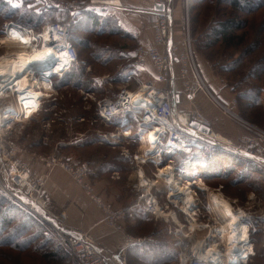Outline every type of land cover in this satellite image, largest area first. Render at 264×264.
Instances as JSON below:
<instances>
[{
	"label": "built area",
	"instance_id": "1",
	"mask_svg": "<svg viewBox=\"0 0 264 264\" xmlns=\"http://www.w3.org/2000/svg\"><path fill=\"white\" fill-rule=\"evenodd\" d=\"M48 1L58 10L67 13H72L85 5L98 3V0H90L89 2L84 0ZM189 1L186 0L187 4ZM154 2L164 6L163 10L154 9L150 11L154 21L155 43L154 45L141 44L137 48L133 66L135 69H143L150 63L154 68L157 83L142 82L137 73L133 71L128 74L123 87L115 97L93 98L96 105L95 116L98 122L111 126L118 119H121V123L115 125L114 131L101 132L98 136L101 142H107L110 145L120 144V142H128V144L136 142L142 145L146 138L154 137L149 140L152 141L150 143L151 149L147 151L146 158L141 157L143 156L142 153L131 154L127 147H124L122 152L123 156L131 159L136 166L137 185L135 184L133 187L138 194L136 206L143 203L144 213L155 220L161 218L157 215L156 205L168 211V218L163 219L168 224L170 223L167 230L169 241L177 242L174 245L178 249V255L174 264H223L222 259L225 256L222 252L217 255V261L213 263L211 258L202 257L198 252L200 249L193 244L199 233L206 232L202 241L209 245L214 240L223 250L221 236L219 237V233L215 229H213L212 235L208 234L210 233L209 228L208 230L199 229V231L190 234L184 233L190 220H196L201 224L205 223L208 227L211 225L210 222L217 225L214 213L218 215V212L210 201L208 191L212 190L215 193L224 194L223 186L211 188L207 185L206 180L199 175L201 174L199 171L201 166L194 162L193 157L196 153L205 152L204 149L221 150L229 156L255 163L264 168V130L253 124H248L235 113L236 99L226 106L216 102L200 76L190 39L184 40V50L174 41L173 0H154ZM70 27V20L49 21L39 29L30 28L14 21H6L1 28L0 60L6 57L18 58L15 53L18 48L9 45L14 41L20 45L19 47H27L28 50H31L32 47L51 46L57 54L47 64L49 67H44L50 69V74H45L43 78L51 85L53 76L63 77L75 64L80 62L78 50L70 39ZM13 29L19 31L24 38L29 37L30 39L25 42L22 37L13 33ZM45 34L47 37H44ZM59 55H64L63 59L59 58ZM64 62L66 65H64L63 72L57 74L54 69ZM108 78V76H104L100 82L103 83ZM93 86L96 87V84ZM200 93H204L215 102L224 114L239 122L246 134L237 141L226 138L222 140L215 137L214 135L217 134L213 131L211 122L200 111L184 109V105L194 103ZM46 94L45 92L44 97L36 99L35 112L29 114L24 98H19V96L15 98L10 84L0 86V192L53 228L67 247L72 264H115L100 253L89 236L86 234L75 235L64 230L62 228L65 221L64 215L57 217V222L61 226L44 216L41 211L43 208L42 184L31 179L27 166L16 157L23 149L13 140V125L30 121L35 115H38L44 107ZM87 95L92 98L94 91L87 93ZM82 119L84 120L83 117L79 118V120ZM192 122L208 127L210 131L204 132L199 127L196 128ZM206 146L209 147L206 148ZM164 159H167V163L162 168H169L170 174L167 177L172 178L171 180L167 177L163 180L158 176L161 171L158 166L160 167ZM45 160L50 167H62L103 214L107 226L122 235V247L120 248L122 257L119 264H127V250L135 245L143 244L151 237H135L126 231L123 224L126 216L125 209L114 206L95 193L93 185L89 182L91 171L89 162L74 163L68 160H56L55 158L43 159V161ZM149 164L157 170L153 172V178L152 176L147 177L144 170V167ZM141 170L149 182L153 181V188L149 192L145 191L140 182L139 172ZM184 183L190 185L186 186ZM203 184L207 185L209 190L206 188L204 190ZM160 185L164 187V193L162 192L163 188L160 189ZM177 185L182 188L184 186L191 187L190 189L186 188L185 191L189 190L194 197V206H191L193 216L183 209L186 194L179 191ZM203 197L207 201H203ZM227 199L234 206V209L239 211L234 200ZM249 199L251 200L253 197H249ZM162 200H164V204H161ZM244 211L242 221L248 226L249 239L243 245L242 243L239 244L242 245L243 251L248 255L243 258L244 255L237 253L239 264H249L252 257L256 256L255 242L252 237L258 230V222H261V230L264 234V209L260 214L246 209ZM171 213L177 215V218L184 225L183 228L178 226ZM189 229L190 227H188ZM192 234L194 236H191Z\"/></svg>",
	"mask_w": 264,
	"mask_h": 264
},
{
	"label": "rangeland",
	"instance_id": "2",
	"mask_svg": "<svg viewBox=\"0 0 264 264\" xmlns=\"http://www.w3.org/2000/svg\"><path fill=\"white\" fill-rule=\"evenodd\" d=\"M185 1L186 0H184V2ZM8 2L16 8H25V10L29 13L33 12L32 10H34V6H36L37 4V0H27V2L24 0H8ZM201 2V0H190L188 3L189 5L187 4V2L184 3V28L182 41L184 42L186 38L190 39L194 59L197 60L198 64L201 63L202 69L205 70V80L208 79L209 81H211V77H213L217 78V80L219 79L225 81L223 83L225 84V86L233 85L231 81L236 79L234 73L227 74L224 68L226 66H230V60H235L246 45L248 46L259 38L258 35L260 34V30L264 26V6L259 12L257 11L254 14L246 15L244 13L237 12V10L231 7L229 5L230 0H204V3ZM50 19V17L45 16L43 20L49 21ZM230 19L244 22L247 21V24L249 26L245 30L234 32L235 36L245 35V43L242 46L236 45L229 48L228 50L225 47V44H221V42H218L217 45L212 48L207 47V45L205 44L206 42H214V40L217 39H214L211 36V30L214 29L215 26H217L218 22L227 21ZM12 21L17 22V20L14 18ZM4 22L6 21L0 19V37L2 35L1 28ZM76 34H78L82 38H92L93 40L104 44L107 43L111 45H120L124 42L122 41L123 39L113 36H104L102 38H97L94 35H92L91 37L90 35L84 33L80 34V32H77ZM183 42L181 46L184 50ZM260 50L261 51H257L256 53L250 55V57H247L245 59L243 64L244 67H250L252 62L258 59L259 56H261L262 51H264V47ZM78 51L79 57L80 55L82 57V61H85L86 63H88V61H91L90 50L85 48H78ZM119 63V61H112L110 65L106 67L98 65L97 63H95V61L92 62L91 65L87 64L91 69H84V73L80 75V78L82 80L81 82H83V84L77 87H72L68 84L65 85L64 80L66 79V77L64 76H53L51 78L50 85V89L51 86L52 89H46L45 91L48 97H46L44 100L45 104L43 109L30 121H25L23 124L20 123L18 125H13V140L23 149V151L19 152L16 157L27 166V169L30 172L31 179L36 183H41L44 191V188H46V177L59 170L65 178H67L74 184L77 192L83 195L92 204L94 210L99 214H101V212L98 210L96 205L86 196L85 191L73 181L72 177L62 167H50L47 164V160L43 161V159L49 160L55 158L56 160H68L74 163L83 161L89 162L92 165L90 166L93 169V174L92 177L90 175L89 182L93 185L95 193L98 195H100L99 189L102 176H108L103 171V167L106 165H110V163L116 164V166L120 165V168L123 169V171H121L122 179L120 181V184L122 186L125 185L127 181V179L123 177V175L125 176V173L127 172V170H125V167L127 163L132 162L130 159H126L123 156L122 152L124 150V147H127L131 154H141L143 144L140 145V143L136 142H132L130 144H128V142H120V144L110 145L107 142H100V137L98 136V134L106 131H114L115 125H117V123L114 122L111 126H106L101 122H98L95 116L96 105L93 99L102 98L104 95H116L122 87L114 85L111 88L107 85H100V87L99 85H97L100 88H98L100 91L97 92V89L94 92V96H92V98L87 95V93L92 92V90L85 89L87 86L89 87V85H91L92 87L94 82L92 80L93 76L95 78L101 77L105 74L114 75V73L118 70ZM56 72L61 73L62 71L58 70ZM254 84H256L257 86L260 85L264 89V76L261 78V80H259L258 83L254 82ZM262 96L264 98V94ZM24 100L29 101V99ZM77 102H80L79 107H81L82 111L86 112V117L80 116L79 111L81 110H78V107H76ZM194 103H189V106L194 105ZM73 104H75V106ZM262 108L263 112L261 110L251 111L250 114H256V118L244 117V105L237 101V108L235 110V113L248 124H253L258 128L264 130V103L262 105ZM32 109L33 108H31V110ZM31 110H28V112H31ZM81 117H83L84 120H79V118ZM215 117L216 121L221 118V116ZM222 119H224V117ZM233 120H231V122H234ZM236 124L240 125L239 122H236ZM80 137H82L81 139H83L81 140L82 142L75 143V140H79ZM86 142H88L89 145H85ZM207 147L209 146H206V148ZM204 150L205 152H202L201 154L203 158H201L199 162V166H201L199 168V171L201 173L204 172L205 174L206 171L208 172L209 169L214 167L216 174V177H214V179L206 181L207 185L211 188L223 186V191L226 197L234 200V202L236 203L235 205L238 206L239 209L243 211L244 209L251 210L260 214L264 209V168L256 165L255 163L229 156V154L224 153L221 150ZM206 150H208L209 153H207ZM26 157H33L35 160H37L41 164L40 166L38 165L41 170L34 169V173H32L30 165L25 162ZM180 160H182L181 157ZM150 168H152V166ZM150 171L152 170H148L149 177H151ZM43 172H47V176L45 178L41 179L37 177L38 173L42 174ZM232 181L236 183L234 186H232ZM66 184L67 183H64L63 185L66 187ZM130 184V188L133 189L134 185H137V182L132 181L130 182ZM161 188H163L162 192L164 193V187H161L160 185V189ZM249 197H253V199L250 200ZM203 201H207V199L203 197ZM161 204H164V200L161 201ZM142 207L143 203H141L140 206H136L134 208L135 210L129 215V217V213L127 214L128 211L125 210L126 218L125 220H123V224L126 231L135 237L138 236L146 238L151 237V234L153 233H159V240H167L170 245H172L171 247L175 248L176 246L174 244L177 242L171 243L168 238L169 236L167 230L170 223L168 224L166 220L162 218L156 220L154 218L152 220L149 218V221H140L137 216L140 214L138 211H143ZM232 207L234 208L233 205ZM127 210L132 209L128 208ZM57 213L58 217L64 215V223H66L68 219L65 210L58 211ZM33 216L37 218L35 215ZM218 217L219 215L216 218V222H219ZM220 221V223L222 224L223 219ZM260 223L258 222V230L252 237L256 242L255 249L257 255L253 258L250 264H264V234L261 230ZM40 226L43 227L48 225L46 223L44 224V222L40 220ZM205 233L206 232L201 233L200 236ZM86 235L89 236L88 234ZM59 239L60 241H62L61 238ZM41 243L42 242H40V244ZM121 247L122 242L120 244V248ZM0 253H2V255L0 254V256H3L0 257V264H53L51 262L47 263V261H41L38 258H32L30 256H27L26 254L23 255L22 253H18L11 247L0 246ZM131 258L132 255L128 257L127 253V263L132 262L136 264L137 261H134L135 259Z\"/></svg>",
	"mask_w": 264,
	"mask_h": 264
},
{
	"label": "trees",
	"instance_id": "3",
	"mask_svg": "<svg viewBox=\"0 0 264 264\" xmlns=\"http://www.w3.org/2000/svg\"><path fill=\"white\" fill-rule=\"evenodd\" d=\"M24 1L27 2V0ZM201 1V3H204V0ZM229 5L237 10V12L251 15L257 11L259 12L263 8L264 1L230 0ZM32 11V13H29L25 10V8L19 9L14 7L8 2V0H0L1 20L12 21L14 18L18 23L34 29H39L44 23L49 21L57 22L70 20V39L72 43L75 45L77 50L78 48L90 50L91 61H88L87 64L91 65L92 62L95 61V63L98 65L106 67L110 65L112 61H116V59L113 58L104 59L103 56L114 53V51L120 49L121 47L119 45L99 43L92 38L85 39L76 34L77 32H80V34L84 33L90 35L91 37L94 35L97 38H102L104 36L115 37V31L106 30L100 26V16L95 12L83 11L77 14L61 12L56 7L52 6L48 0H37V4L34 6V10ZM45 16L50 17L51 19L49 21H45L43 20ZM248 26L249 25L247 24V21H236L233 19L218 22L217 26L211 30V36L214 39H217L214 40V42H206L205 44L207 47L212 48L217 45L218 42H221V44H225L227 50L236 45L242 46L245 43L244 39L246 36H235L234 32L245 30ZM258 36L259 38L255 40V42L244 47L240 55L235 60H230L229 67L226 66L224 68L227 74L234 73L235 75L236 79L231 81L233 85L227 87L229 89L231 88V93L235 96V99L244 105L243 116L252 118H256L257 115L254 113L250 114L251 111L261 110L263 112L262 95L264 93V89L262 86H257L254 84V82L258 83L259 80H261V78L264 76V51H262L261 56H259L258 59L252 62L250 67H244L243 64L247 57H250V55L256 53L257 51H261L260 49H263L264 26L260 30V34ZM79 61V63L75 64L72 69L64 75V77H66L64 80L65 85L68 84L72 87H77L83 84V82H81L82 80L80 75L84 73L85 66H81V55L79 57ZM95 78L93 77L92 80ZM85 89L91 90V85H89V87L87 86ZM73 105L75 106V104ZM79 105L80 102H77L76 107H78V110H81ZM79 113L80 116L83 117H86L87 115L86 112L82 110L79 111ZM117 122L118 121L115 123ZM118 123L120 124L121 122ZM87 143L88 142H86L85 145H89V143ZM206 152L209 153L208 151ZM201 154L202 153H196L193 157L194 162L198 165L201 158H203ZM166 163L167 159H164L161 162L160 167L164 166ZM103 171L105 174H107L111 172L113 173L123 171V169L120 168V165L116 166V164L110 163V165L103 167ZM92 174L93 169L91 167V177ZM199 175L202 176L206 181L212 180L214 177H216L214 167L209 169L208 172L206 171L205 174L202 172ZM235 184L236 183L232 181V186ZM134 208H131L132 210H127V213H129L128 217L135 210ZM138 212L140 214L137 217L140 219V221H149L150 219H153L148 217L142 210L141 212ZM42 213L44 214V212ZM158 235L159 233H153L151 234V240H147L143 244L135 245L130 248V252L128 251V257L132 255L131 259H135L134 261H137L136 264H174L177 259L176 250L171 247L167 240H159ZM59 238L60 237L53 228L50 226L41 227L39 218H35L25 208L0 192V246L11 247L18 253H22L23 255L26 254L27 256L35 259L38 258L41 261H47V263L72 264L70 253L65 244L60 241ZM40 242L42 243L40 244ZM0 254L2 255V253ZM128 264L134 263L128 262Z\"/></svg>",
	"mask_w": 264,
	"mask_h": 264
},
{
	"label": "crops",
	"instance_id": "4",
	"mask_svg": "<svg viewBox=\"0 0 264 264\" xmlns=\"http://www.w3.org/2000/svg\"><path fill=\"white\" fill-rule=\"evenodd\" d=\"M97 2L98 3H96L95 5H85L84 7L82 6L72 13L77 14L83 11L95 12L100 16V26L106 30L115 31L116 35L114 36L123 39L122 41L124 42L119 45L121 47L120 49L114 51V53L103 56L104 59L113 58L116 59V61L120 62L117 72H115L114 75L105 74L101 77H96L95 79H93V85L96 84V87L92 85L91 90L95 92L100 87V85H107L111 88L114 85L123 87L128 74L133 71L137 73L138 77L142 82L156 84L157 82L155 79V71L150 63L147 64V66L143 69H135L133 66V61L137 48L141 44L154 45L155 43L153 24L154 21L153 16L150 13V11L155 9L156 4L154 0H98ZM184 3H186V1L184 2V0H173L174 41L175 43H178L180 45V48L182 50L183 48L181 45L183 42L182 36L184 28ZM195 62L202 80L207 85L210 93L212 94L216 102L223 106L230 104L235 99V96L230 92V89L225 86V84H223L225 81L219 79L217 80V78L213 77H211V81H209L208 79L205 80V70L202 69L201 63H199V65L197 60H195ZM83 65L87 70L91 69L85 61H82L81 66ZM104 76H108L109 78L102 83L100 82V79ZM97 85H99V87ZM99 89L97 90V92L100 91ZM116 95L104 96L115 97ZM194 102L195 103L192 106H189V104L186 103L184 105V109L200 111L211 122V127L213 131L223 136V138L232 141H237L241 136H244L246 134V131L243 129V127L239 124H236L237 121L233 120L230 116L224 114L221 108L210 98H208V96H206L204 93H200ZM215 116H221V118L216 121ZM222 116L225 120L222 119ZM229 119L233 120L234 122H231V120ZM117 121L121 122V119H118ZM218 122L221 124H219ZM16 124L18 125L20 123ZM81 138L82 137H80L79 140L76 139L75 143H81V140H83ZM99 141L101 142V139ZM141 150L142 154L144 155L145 151L143 150V148ZM25 162L30 165L32 173H34V169L41 170V168H39L41 164L33 157H26ZM131 162L132 163H127L126 167L124 166L125 170H127L125 176L123 175V177L127 179L125 185L122 186L120 184V181L122 179V173L121 171H119L107 173V177L102 176L99 189L100 196L105 201L112 203L118 208L123 207L126 211L128 208L136 207V204L138 202L137 192L134 189L130 188V182H137L136 166L132 160ZM151 166L152 168H150ZM153 167V165L144 167V170L147 173V177H149L148 170H152L150 171V176H152L153 178V172L157 171L156 168L154 167V169ZM160 168L161 167L158 166V169ZM139 174L140 176H144L143 170H141ZM46 176L47 172H43L42 174L38 173L37 177L43 179ZM63 177V174L59 170L54 172L52 175L46 177V188H44L42 197V211L45 214L44 216L59 225V223L57 222V212L65 210V212L67 213L66 215L68 220L66 223L62 224V228L75 235L85 233L88 234L89 237L94 241V243L98 247L100 253L105 258L111 260L112 263L119 264L120 258L122 257V250L120 249L122 235L120 233L114 232V230L107 226L104 221L103 214H99L97 211H95L92 207V204L83 195L77 192V189H75L76 187L74 186V184L67 178ZM64 183H67L66 187L63 185ZM222 195L225 197L224 194ZM165 212L167 213L168 211ZM190 213L193 216L192 210L189 212V214ZM243 213H245V211ZM175 216L177 217L176 214ZM148 217L153 218L151 216ZM210 224L212 223L210 222ZM178 226H180V224H178ZM187 228L184 230L185 234H188L189 232L199 231V229L208 230L209 227L202 226L201 228H197L195 230L189 229V231L187 230ZM200 234L201 233L198 234V237L195 239V241H193V243L196 242L197 239L198 241L203 239V236L205 234H202V236H200ZM174 249L176 250L178 255V249L176 247ZM128 251L126 252V256L127 253L130 252ZM253 258L254 257H252V260Z\"/></svg>",
	"mask_w": 264,
	"mask_h": 264
},
{
	"label": "bare ground",
	"instance_id": "5",
	"mask_svg": "<svg viewBox=\"0 0 264 264\" xmlns=\"http://www.w3.org/2000/svg\"><path fill=\"white\" fill-rule=\"evenodd\" d=\"M13 33L18 35L19 37H22L25 42L30 39L29 37L24 38L20 34V32L15 29H13ZM44 37H47V34H45ZM9 45L16 46L18 48V50H15V53L17 54L18 58L15 59L12 57H6L0 60V86L10 84L11 90L14 93L15 98L19 96V98L21 97L24 99H29V101H24L26 102L29 111L31 110V108H33L31 112H28L29 114H32L33 112H35V108L37 107L36 99L44 97V90L50 89V84L48 83V81L46 79H43L45 77V74H50V69L48 70L44 67L49 64V61L52 60L53 56H55L57 52L51 46L48 45L39 46L37 48L32 47L31 50H28L27 47H19L20 45L15 41L11 42ZM63 57L64 55H59V58L63 59ZM61 59H59V61H62ZM64 65H66L65 62L59 64L54 70H60L63 72L62 69L64 68ZM47 67H49V65ZM42 68L44 69L40 71ZM34 71L37 72L33 73ZM46 97H48L47 94ZM214 136L224 140L223 136H221L220 134ZM153 138V136H150L149 139L146 138L143 141V150L145 152L144 155L141 156L142 158L147 157V151L151 149L150 143L152 142H150L149 140H152ZM160 170L161 171L158 176L159 178H162L164 180L170 174V172L168 171L169 168L161 167ZM167 179L171 180L172 178L167 177ZM140 182L142 186H144L146 192H149L153 188V181L149 182L145 175H141ZM184 185L188 186L190 184L184 183ZM186 186L182 188L180 185H177V189L181 192H185L186 196L185 202L183 204V209H185L189 213L192 210L191 206H194V197H192V194L189 192V190L185 191V189L187 188ZM203 186L204 190H209L207 188V185L203 184ZM188 188L190 189L191 187ZM208 193L210 201L212 205L215 206V210L216 212H218V215L220 217L219 222H216L217 225H214L212 223L209 226V228L211 229L210 235H212L213 229H215V231L219 233V237L221 236V241L223 244V250L220 248L218 243L214 242V240L211 241L209 245H206L205 242H203L202 240L198 241L197 239V241L193 244L195 247L200 249L198 252L199 254H201L202 257H206L207 259L211 258L213 263L217 261V255L222 252L225 256L224 259H222L223 264H239L237 253H240V255H244L243 258H246V256L248 255L246 252L243 251L242 248V245L249 239L247 232L248 226H246V224H244L242 221L244 211H241V209H239V211H237L238 209L235 210L232 207L231 202L228 201L226 197L221 194V192L215 193L211 190L208 191ZM156 212L157 215L162 219L168 218L169 216L165 212L164 208H160V206L157 205ZM171 215L173 216L172 218L176 221V223L180 224V226L183 228L184 225L180 223L175 214L171 213ZM214 215L217 218L218 215L216 213H214ZM222 219L223 222L221 224L220 220ZM202 226L207 227L205 226V223L201 224L198 223L196 220H191V223L188 224V227H190L191 230L201 228ZM190 233L192 232H189L188 234ZM191 236L194 235L192 234ZM239 243H242V245L240 246Z\"/></svg>",
	"mask_w": 264,
	"mask_h": 264
},
{
	"label": "water",
	"instance_id": "6",
	"mask_svg": "<svg viewBox=\"0 0 264 264\" xmlns=\"http://www.w3.org/2000/svg\"><path fill=\"white\" fill-rule=\"evenodd\" d=\"M164 9V6L163 5H159V4H156L155 5V10H163ZM192 125L196 128H200L201 130H203L204 132H209L210 129L208 127H205L203 125H200L199 123L197 122H192Z\"/></svg>",
	"mask_w": 264,
	"mask_h": 264
}]
</instances>
